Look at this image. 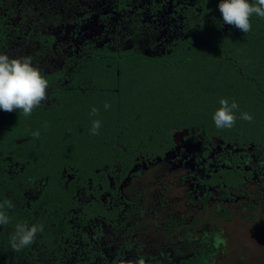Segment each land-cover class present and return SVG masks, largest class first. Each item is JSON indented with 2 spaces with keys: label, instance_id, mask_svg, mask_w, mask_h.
Wrapping results in <instances>:
<instances>
[{
  "label": "flooded vegetation",
  "instance_id": "flooded-vegetation-1",
  "mask_svg": "<svg viewBox=\"0 0 264 264\" xmlns=\"http://www.w3.org/2000/svg\"><path fill=\"white\" fill-rule=\"evenodd\" d=\"M219 3L0 0V53L30 57L49 82L30 116L0 109V203L14 205L0 264H188L200 254L212 264L237 225L264 254V72L235 55L237 37L263 34L264 18L230 34ZM204 40L219 58H200ZM215 59L259 101L256 136L201 128L209 92L192 69ZM165 89L176 90L170 103ZM24 221L43 231L14 251Z\"/></svg>",
  "mask_w": 264,
  "mask_h": 264
},
{
  "label": "clouds",
  "instance_id": "clouds-1",
  "mask_svg": "<svg viewBox=\"0 0 264 264\" xmlns=\"http://www.w3.org/2000/svg\"><path fill=\"white\" fill-rule=\"evenodd\" d=\"M219 10L223 17V22L236 27L244 33L252 29L251 18L253 15L264 18V0H220ZM49 82L42 74V71L33 65L30 57H9L6 53H0V109L6 112L19 110L25 116H30L33 109L38 107L42 101L47 99V89ZM220 107L215 111L213 120L217 128H232L236 122L235 111L239 105L235 100L229 104L227 99L220 100ZM105 109L110 107L105 103ZM91 116L98 115V109L93 107ZM241 119L251 122L253 117L245 112ZM45 127L47 125L45 124ZM100 121L93 120L91 134L98 135ZM34 138H39L40 132H32ZM11 200L0 203V225L10 223L6 209L13 208ZM43 231V225L32 224L27 221L16 224L14 233L10 236V245L14 251L35 242L36 236ZM226 243L218 237L215 241L217 247ZM128 264H146L143 257H138L135 261H128Z\"/></svg>",
  "mask_w": 264,
  "mask_h": 264
},
{
  "label": "trees",
  "instance_id": "trees-1",
  "mask_svg": "<svg viewBox=\"0 0 264 264\" xmlns=\"http://www.w3.org/2000/svg\"><path fill=\"white\" fill-rule=\"evenodd\" d=\"M237 30L238 29L236 27L232 26L230 34L235 33ZM198 55L200 58H219L221 56V54L213 46L206 43L205 40L200 41L199 43ZM235 55L238 58H241L244 64L247 63L246 61H249L250 63H254L259 71L264 72V33L259 34L256 38L240 34L236 41ZM192 71H196L199 75L195 79L198 78V84L201 87L200 92H202L203 95L204 92H209L206 94L208 96L206 100L207 106L204 112V114H206V119L203 124L201 123L202 129H214L218 131H222L224 129L217 128L213 120L215 111L220 107L219 102L222 98H224L229 101V104L235 100L239 105L238 110L235 111L236 122L230 129H244L252 136H256V134L259 133V101L256 97L253 99L252 95L242 89L241 85L232 84L237 88H232L233 90L231 89L232 85H230L226 80V78H228L227 71L219 59H215L212 62L199 60L198 65H196ZM219 72L224 73L221 74ZM205 75H209L208 83ZM165 93L166 94L163 95V98H166V101L170 103L171 98L176 95V90L172 92L168 89ZM153 111H155L156 114H159V117L162 113L167 112L166 109H160V111L157 109ZM245 112L249 113L253 117L251 122L241 119L242 113ZM211 262L212 259L209 255L200 254L194 262L190 260L188 264H210Z\"/></svg>",
  "mask_w": 264,
  "mask_h": 264
},
{
  "label": "rangeland",
  "instance_id": "rangeland-1",
  "mask_svg": "<svg viewBox=\"0 0 264 264\" xmlns=\"http://www.w3.org/2000/svg\"><path fill=\"white\" fill-rule=\"evenodd\" d=\"M239 227V225L236 227V235H238V239L233 240L235 243L230 239L228 240L230 242L226 240V254L214 256L212 264H230L235 262V264H240L242 261H247L249 264H264V254H259V238L253 237L249 227H247L246 230ZM230 243L233 251L229 249Z\"/></svg>",
  "mask_w": 264,
  "mask_h": 264
}]
</instances>
